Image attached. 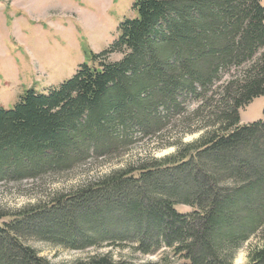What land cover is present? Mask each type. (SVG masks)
I'll use <instances>...</instances> for the list:
<instances>
[{
  "label": "trees",
  "instance_id": "16d2710c",
  "mask_svg": "<svg viewBox=\"0 0 264 264\" xmlns=\"http://www.w3.org/2000/svg\"><path fill=\"white\" fill-rule=\"evenodd\" d=\"M133 11L71 79L0 108V182L114 161L146 141L174 153L0 212L12 218L0 224V264H50L32 238L98 252L72 264H134L107 247L235 264L234 250L264 229V119L240 125L264 96V0H134ZM248 259L264 264V242Z\"/></svg>",
  "mask_w": 264,
  "mask_h": 264
},
{
  "label": "rangeland",
  "instance_id": "374dc122",
  "mask_svg": "<svg viewBox=\"0 0 264 264\" xmlns=\"http://www.w3.org/2000/svg\"><path fill=\"white\" fill-rule=\"evenodd\" d=\"M133 4L134 0H0V108L13 109L25 92L35 90L48 94L71 79L82 64L88 63V51L99 54L118 39L120 24L135 17ZM122 57L114 54L111 60L119 61ZM241 71H233L232 75ZM193 109L194 106L191 111ZM240 116L241 126L263 120L264 96L241 110ZM201 135L189 136L184 141H195ZM159 143L146 141L122 158L95 160L64 175L1 181L0 212L15 214L52 194L70 192L112 172L138 165L142 159H163L174 153L173 149L157 150ZM177 210L185 214L193 212L183 205H178ZM10 221L11 217L4 218L0 224ZM258 232L240 249L234 250L237 251L235 264L249 263L250 249L264 242V229ZM117 242L121 241H112ZM25 244L50 264H72L98 253L91 249H65L33 238ZM111 251L115 257L122 255L134 264H187L166 247L147 256L128 250L122 252L115 247L104 248L101 253Z\"/></svg>",
  "mask_w": 264,
  "mask_h": 264
}]
</instances>
